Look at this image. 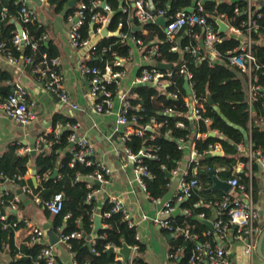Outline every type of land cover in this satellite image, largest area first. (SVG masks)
Returning <instances> with one entry per match:
<instances>
[{
    "label": "trees",
    "instance_id": "trees-1",
    "mask_svg": "<svg viewBox=\"0 0 264 264\" xmlns=\"http://www.w3.org/2000/svg\"><path fill=\"white\" fill-rule=\"evenodd\" d=\"M70 1L49 0L56 11L65 10L68 15L72 14L77 8L76 5H70ZM79 1H86L89 6L91 3V0ZM153 1L157 9H167L169 14L190 6L198 8L200 2L204 7L202 13L208 15L209 22L214 26L216 35L219 36V39L214 42L215 49L219 55L216 57L213 65H211L212 54L208 51L207 46L201 42V39L205 38L202 26L187 25L174 39H165L164 27L158 22L145 23L142 27L143 30H136L134 27L136 24L139 25V22L135 18H131L128 11H123V6L119 0H109L112 6L111 22L108 25L109 29L116 31L120 23H122V30H128L130 37L134 36L144 41L143 46L145 50L150 46V42L157 40L159 46L158 53L152 54L153 62L147 66L151 67L159 61H164L172 63L174 67L172 74L168 75L171 83L165 90L162 91L154 84L136 85L131 89V94L127 98L129 102L128 116L135 118L131 123L134 122V128L144 130V134L142 135L136 132L130 135L127 145L135 153L144 151V153L150 154L144 157V164L153 175L146 176L145 182L149 194L158 198L163 197L168 190L167 185L171 181L172 170L179 165L185 156L184 148L187 142H194L197 153L202 157L200 161L201 166L193 176L198 179L201 185H209L207 184L209 183L208 174L203 172V168L224 166L225 170L219 172L221 178L237 177L238 172L235 170V166L239 160L238 156L236 157L239 153L238 145L245 140L244 132L246 129L248 131V122L253 110L256 115L264 116V97L255 100L252 107L253 110H250L251 104L248 99L249 76L247 72L233 64L229 59L235 49L240 46L242 37L234 31L219 33L218 24L210 16L225 14L228 16L231 25L241 28L249 17V3L247 0ZM22 5L23 1L21 0H0V43H4L5 51L3 53L10 52L15 58L21 55L33 56V62H30L33 69L43 53H47V56L52 58L58 57L60 52L52 41L46 44V40L43 38L46 27L38 19L30 21L26 26L31 40L38 43L35 52L30 54V45H26L23 49L18 48L14 43L17 24L13 19L16 18V12ZM4 7L8 8L5 17H3ZM97 10L104 12L101 8ZM86 13L87 19L81 29L84 38L89 37L91 31L90 17L92 12L90 8L86 10ZM252 15L258 25L257 28L253 29L252 34L253 51L257 65L260 66L255 69V72L259 74L260 83L264 86V6L258 8L257 4L252 5ZM145 30H147V33H143ZM129 40L127 39L123 42L119 36H106L101 40L99 48H111L108 52H102L98 49L90 63L102 67L106 62L112 64L117 56H128L131 49ZM175 45L179 47L177 51L172 49ZM198 45H200L199 55L201 58H198V54L186 49L188 46L192 48ZM182 64H186L193 74L192 81L197 97L200 100H206L203 119L193 120L190 118L191 110L184 100L186 90L184 87L185 74L180 72ZM116 86V83L109 84V88L113 91L116 90ZM167 91H178L179 97L173 99L168 96V93H163ZM10 92L8 87H0V93L3 96L9 95ZM208 95H211L214 104L209 102ZM160 100L165 105H160ZM168 107L171 108L170 112H166ZM218 108L221 110V113L218 112ZM204 118H209L212 122L207 124ZM59 121L65 123L73 120L69 117L56 114L54 116V125ZM179 122H183V125H179ZM148 125H151L152 128H147ZM253 125L254 127L249 134L253 150L255 152L261 150L264 154V133L258 129L256 120L255 123L253 122ZM210 130H219L223 137L210 135ZM196 131L205 132L208 135L196 139ZM71 132V130H63L58 137L54 134L45 136L47 142H41V147L35 155L31 152L21 154L19 152L21 148L19 144H9L4 153L0 155V181H4L5 177H9L11 180L19 183L20 186L28 184L33 188L31 180H26L24 176L30 166L35 164L40 184L37 188L33 189L34 192L42 200H48L58 192L64 194V207L60 213H55L56 225L61 226L65 234H70L74 231L88 234L93 230L94 210L97 204L95 198L88 200V192L91 191V188L88 187V182L93 183V187L98 188L100 186L99 182L89 179L87 176L98 169V164L97 162L90 164L76 162L72 164L73 150L71 148L67 149L64 145V140ZM50 142H54V144L52 151L48 153L46 146ZM218 143L222 145L224 150L223 155L208 156L209 151L215 148V145ZM243 159L247 161L249 157L246 156ZM193 167L194 165L191 164L186 179H191ZM55 170H58V175L53 178L51 177V173ZM79 175L81 177L77 180ZM239 181L241 184H247L249 176L244 175L242 179L239 178ZM195 190L181 204L183 209L189 208L191 214L180 213L173 217L183 227L186 224H190L191 235L198 234L197 238L193 236L185 238L183 233H181L183 232L182 230H173L171 232L174 235L172 243L182 245L184 247V255L186 256L193 251L198 242L213 240L214 236L213 233L205 234L209 227L204 220L198 217L200 213H205L208 218L212 217L213 209L209 202L214 196L204 190H201L200 194L197 195L198 189ZM5 198L8 201L10 195L5 196ZM202 199L204 202L197 204ZM70 212L71 215L66 217ZM100 212L103 214L105 226L101 229L94 244H87L84 237L69 239L74 258L78 264H83L84 262H89L90 264H121L117 260L115 253L107 251L108 244L122 246L126 242L131 246L139 244V248H143V245L136 238V227L129 226L121 211H112V203L105 202L100 208ZM108 212L110 216L107 217L105 214ZM78 220L80 222H77ZM172 224L175 223L173 222ZM1 225L0 223V248H2L3 244H8L12 255H15L19 251L24 254L23 257L14 260L11 264L48 263L46 258L41 254L45 247L44 242L34 243L31 246L23 245L20 249H17L14 246L13 230L4 231ZM185 260L186 258L183 259L182 263ZM140 263V260L133 262V264Z\"/></svg>",
    "mask_w": 264,
    "mask_h": 264
},
{
    "label": "crops",
    "instance_id": "crops-1",
    "mask_svg": "<svg viewBox=\"0 0 264 264\" xmlns=\"http://www.w3.org/2000/svg\"><path fill=\"white\" fill-rule=\"evenodd\" d=\"M25 1L32 9L35 10L36 19H38L46 27V32L44 33V35L47 36L45 41L46 44H49V42L52 41L60 52L58 58L62 68L63 87L68 92L71 101L78 104V108H72L70 105L58 107V99L56 94L45 90L44 79L38 77L35 74L31 64L25 61L24 55L15 58L13 55L8 56V53H0V87H8L11 92H13L17 84H21L26 87L29 93V98L33 103V107L37 114L33 123L23 125L5 114L4 110L0 107V155L4 153L9 144H19L21 149L26 146L32 148V145H34L38 152L39 148L41 147V139L49 134H54L56 137H58L55 133V129L58 124L79 122L80 126L77 129V132L80 135H86L95 143V157L97 161L104 162L111 170V173L107 176V180L101 184L99 183V191H97L93 197L97 200L94 214L102 215V223L104 226L103 214L100 212V208L105 202H110L109 199L111 197L115 196L121 199L124 207L136 221V238L143 245V248H139V244H137L136 248L132 246L133 251L127 263L125 262L124 256L121 253L114 252L117 255V260H119L121 264H133V262L136 260H140V264H186L188 262V256L190 253L187 256L184 255V247L182 245H176L172 243V239L174 237V235L171 233L172 230L160 227L153 221V219L156 217L160 218V216L169 218L172 223H175L174 228H179L175 229V231H185L188 229L190 231V235L192 234L190 224H186L183 227L182 225L178 224L173 217L180 213H185L187 215L191 214L189 208L186 207L183 209V206L181 205L187 199L179 200L177 198V193L181 190L182 181L187 178V175L189 174L191 164L194 165L192 169V177L197 173L199 167L201 166L200 161L202 157L197 153L194 142L186 143L184 148L185 156L176 167L177 169L174 168L172 170L171 181L167 185L168 190L165 192L164 196L158 198L151 196L148 190H145L142 187L134 169V162L125 151V144L122 141L124 129L120 132L119 130H115L118 113L121 111L125 103L119 98H116L114 108L110 112H99L90 103L89 94L91 90V82L87 76L83 75L79 71L78 68L79 63L85 60V50L82 48L73 47L69 40V33L73 22L71 16L74 14V12L68 15L65 10L56 11L54 6L50 4L49 0ZM247 1L248 3L250 1L251 6L255 4H257L258 8L263 6V0ZM223 20H225L229 25V28L225 32L234 31L241 35L237 29L238 27L229 23L228 16ZM13 21H15L16 24L18 23L16 19H13ZM136 30H143V28L141 27L140 29ZM143 33H147V30H145ZM105 37L102 32H95V34L91 33V40L95 44H100L101 40ZM129 39V42L131 43V56L128 57L126 73L121 79V86L126 90L128 97L131 94V89L136 86L134 85L133 80L137 74L151 62H153V59L148 60L145 58V47L143 45H139L135 41L134 36L130 37ZM44 54L47 55V53H43L42 55ZM173 68L174 67L166 70L160 69L164 73V76L161 78L162 84L154 85L158 86V88H160L162 91L165 90V88L171 83L168 75L172 74ZM186 80L187 79L185 76L184 87ZM185 90L186 96H184V100L190 107V118L193 120L197 119L192 117V107L194 105V100L190 97L191 95L187 92L186 87ZM163 93H168V96L173 99H177L179 97L178 91H167ZM254 102L255 101H252V103H250V110H253L252 107ZM159 104L165 105V103L161 100L159 101ZM167 111L170 112L171 108L168 107L166 109V112ZM56 114L69 117L73 121H67L65 123L59 121L54 125V116ZM251 115L252 116L248 122L249 132L247 129L245 130V140L238 145L239 153L236 155V157L238 156L239 160L235 166V170L238 172V178L242 179L244 175L249 176L248 183H245L246 189H240L233 186L229 191H223L222 189H212L214 182L211 179L208 171L212 169L216 170L218 177L228 182L231 178H233H221L219 176V172L225 170L224 166L208 169L203 168V172L208 174L209 183H207L208 181L206 183L209 185L207 186L199 184V187L196 188L198 189L196 192L197 195L200 194L201 190H204L208 192V194H213L214 196L209 202L213 209L212 217H206L205 213L198 214V217L205 222L206 220L212 221L213 224L218 219H221L224 222L226 231L223 238H220L217 230L215 231V228L211 229L207 222L206 224L208 225L209 229L205 232V234L213 233L214 236L212 241H215L214 243L217 244L219 243L230 251L232 264H264V258L258 253L259 238L261 233L264 231V167L261 165L256 156L252 158L249 154V134L254 127L253 122L255 123L256 120L258 123V129L260 132L264 133V131H262L263 129L260 128V124L264 127V116L256 115L254 110ZM205 121L207 124L212 122L209 118H207ZM131 125L133 126L134 122ZM63 130L70 129L64 126L60 133ZM216 131V135L213 136L219 135L220 137H223L219 130ZM209 134L211 135V132H209ZM207 135L208 133L205 132H195L196 139L206 137ZM53 144L54 142H50L46 146L48 153L52 151ZM64 145L67 149L71 148L69 143H64ZM215 147L216 151H223L222 154L219 155L222 156L224 153L222 145L218 143L215 145ZM21 149H19L20 153ZM254 153L257 154L255 151ZM246 156L249 157V160L247 161L243 159ZM31 166L24 178L29 181L31 180L33 188L28 184L26 185L31 189L32 193H28L23 190L25 185L20 186L19 183H17L15 180H11L9 177H5L4 179L5 182L0 188V197L3 195L4 199H6L5 196L10 195V198H8L10 200L18 196L20 200L19 203L16 202L17 206L15 208L5 209L8 214V221L10 223L8 227L5 228L4 222L0 220L2 229L4 231H9L10 229L13 230L14 246L17 249H20L23 245L31 246L34 244L31 242L30 232L32 231V227L39 226L44 230L46 235L43 242L45 245H49L54 248L55 257L58 264H78L74 258L72 247L69 246V241L66 242L62 239V235L65 233H63L62 227L57 226L55 223L56 214L51 212L44 204H38L35 200L34 195L38 194H36L33 190L37 187L34 185L32 177L34 174L36 175L38 186L40 184V179L37 175V171L34 173ZM53 173L54 171L51 173V175ZM250 189L252 190L251 194L253 195L255 202L254 206L257 207V210L260 212V216L256 222L259 231L255 232L254 234V248L251 251H247V248L249 244L252 243L253 239L249 240L236 236V229L231 224L229 217L226 214L227 208L224 206L225 199L223 196L228 194L232 197H240L245 199L247 195L250 194ZM203 202L204 201L202 199V201L198 203ZM169 206L172 207V211L169 214H166L165 210ZM176 211L179 212L176 213ZM95 215L93 219V228L95 225ZM15 222H17L16 226L13 225ZM77 222H80V220ZM100 231L98 232L97 236L92 239H88V235H90L91 232L85 234L87 237H85L86 243L92 245L95 242V239L98 237ZM181 233H183L185 238H189L185 235V232ZM52 234L58 236L55 241H51ZM196 235L198 237V234H194L192 236L195 237ZM199 243L200 242H198L196 246ZM109 246L120 248L123 245L115 246L113 244H108L107 248H109ZM262 250L264 253V240ZM23 255L24 254L21 251L16 252L15 255H12L10 246L8 244H3L2 248H0V264H11L14 260L23 257ZM184 258H186V260L182 263ZM36 263L39 264L38 262Z\"/></svg>",
    "mask_w": 264,
    "mask_h": 264
},
{
    "label": "built area",
    "instance_id": "built-area-1",
    "mask_svg": "<svg viewBox=\"0 0 264 264\" xmlns=\"http://www.w3.org/2000/svg\"><path fill=\"white\" fill-rule=\"evenodd\" d=\"M23 1V5L19 10H17L14 19L21 24L23 29L22 33H19V29H17V33L14 37V43L18 46V48L23 49L26 45H30L29 48L30 54H33L38 46L36 41H32L29 33L26 29L27 24L30 21L36 19L35 10L32 9L29 4ZM123 6V11H128L131 18H135L139 22V26L143 27L145 23L148 22H157L158 17H164L166 20V24L164 27L165 31V39H174L178 33H180L185 26H196L200 25L204 29L205 38L202 39L204 44L207 46L208 51L212 54V60L210 62L213 65L216 57L219 55L218 51L215 49L214 42L219 39V36L216 35V31L214 26L209 22L208 15L203 14L204 11L203 5L199 2L198 8L192 7V10L180 9L175 13H168L167 9H157L156 4L153 0H119ZM250 4V1H249ZM77 8L74 11V14L71 16L73 20L72 26L69 33L70 44L75 48H82L85 50V60L80 62L78 65L79 71L87 76L91 82V90L89 94L90 103L92 106L99 112H110L114 108L115 99L119 98L122 100L125 105L118 113L116 129L123 131L122 141L125 144V151L134 162V169L137 174V177L142 185V187L147 190V185L145 182L146 176H152V172L149 168L144 164V157L150 154L144 153V151H140L139 153L133 152V150L127 145V141L130 139V135L134 132L142 135L144 134V130L140 128H134L131 122L135 118H130L128 116V94L126 90L121 86V79L126 73V64L128 61V57L131 56V49L128 56H117L114 62L111 64L110 62H106L104 66H98L90 63L94 54L97 52L99 48V43L95 44L91 40V33L95 34V32H102L104 27L108 28L109 23L111 22V14H112V6L109 3V0H91L90 6L86 1H78L76 4ZM90 8L92 12L90 17V25L91 31L90 36L84 38L81 32L82 26L86 22L87 13L86 10ZM101 8L104 10H97ZM7 7H4V15L6 16ZM212 16V15H210ZM222 19H226L227 15L221 14L219 15ZM77 19V20H76ZM122 23H120L118 29L113 32H117L114 36H119L121 41H125L130 38L129 31L122 30ZM161 25V24H160ZM247 25V26H246ZM137 26V25H136ZM135 26V27H136ZM134 27V28H135ZM257 22L253 19L252 15V6L250 4L249 8V17L247 22L243 23V27L237 28L241 33L243 40L241 41L240 46L235 49V51L229 57L230 61L240 67L243 71L247 72L249 76V100L250 103L259 99L260 97H264V86L260 83V76L257 72H255L256 68L260 66L257 65L256 57L253 51V29L257 28ZM109 29V28H108ZM111 31V30H109ZM110 36V35H107ZM105 37V36H104ZM43 38L46 40L47 36L43 35ZM135 41L139 45H144V41L141 38L135 37ZM150 46L145 50V58L152 59V54H157L159 50L158 41L154 40L149 43ZM111 47H102L100 50L102 52H108ZM178 46L175 45L172 47L173 50H178ZM187 50H191L193 53L198 54V58H201L199 55L200 45L196 47L190 48L186 47ZM4 43H0V53L4 52ZM115 54V51H114ZM8 56H11V53L8 52ZM25 61L30 63L33 62V56L25 55ZM88 60V61H87ZM35 74L44 79V88L48 92H53L56 94L58 99L57 104L58 107H62L65 105H70L72 108H78V104L71 101L70 96L66 89L63 87V74L62 68L60 65V60L58 57H48L46 54L42 55L39 59L37 65L33 68ZM180 72L185 74L186 79L189 82V86L191 88V98L194 100V105L192 107V117L197 119H203V111H205V101L203 99H199L194 90V83L192 81L193 74L187 68L186 64H182L180 66ZM164 73L157 67V64H154L151 67L146 66L142 69L135 79L133 80L134 85H142L146 83L152 84H162V77ZM186 80V81H187ZM116 83V90L113 91L109 88V84ZM264 105V101H263ZM0 107L4 110L5 114L9 117L13 118L17 122L28 125L33 123L36 119V111L33 107V103L29 98V93L26 87L21 84H17L15 86L13 92H11L7 96H3L0 93ZM207 120V118H204ZM179 125H183V122H179ZM66 126L72 132L70 135L64 140V143L72 144L71 149L73 150V160L72 164L76 162H84V163H93L97 162L98 169L88 174L89 179H94L100 184L107 180V176L111 173L109 167L102 161H97L96 159V147L95 143L88 138L86 135H80L77 132V129L80 126L79 122H67L66 124H58L55 129V133L57 136L60 134L62 128ZM147 128H152L151 125H148ZM260 128L263 129V125L260 124ZM251 130V129H250ZM217 132L216 130H211L210 132ZM42 141L47 142L46 137L41 139ZM249 154L250 157L256 156L260 161L261 165L264 167V154L261 150H257V154L254 153L253 145L251 139L249 138ZM21 149V148H20ZM216 149L213 148L210 151H214ZM21 153H29L32 151V148L26 146L22 148ZM177 169V168H176ZM80 175L77 177V180L80 179ZM5 181H0V188ZM229 183L233 187H238L240 189H246L245 184H241L238 177H233L229 180ZM199 181L197 178L192 179H184L181 184V190L177 193V198L179 200L187 199L192 195V192L199 187ZM88 187L91 188V191L88 192V200L93 198L99 188L93 187V183L88 182ZM23 190L32 193L31 189L25 185ZM249 195L245 199L240 197H232L231 195H224V206H226L227 215L231 224L236 229V236L239 238L252 240V243L249 244L247 251H251L254 247V234L259 231L257 226V219H259L260 212L257 210V207L254 206L255 202L253 199L252 190L250 189ZM35 200L38 204H44L51 212L60 213L64 207V194L62 192L56 193L52 198L48 200H42L39 195H34ZM20 198L16 196L13 199L6 201L1 195L0 197V220L4 222V227L7 228L9 225L8 214L5 209L15 208L16 202L19 203ZM110 203H112V211H121L124 215V218L128 221L129 226L135 227L136 221L132 217V215L127 211L124 207L121 199L117 197H111L109 199ZM202 201V200H200ZM199 201V202H200ZM199 204V203H197ZM166 214H169L172 211V207L169 206L165 210ZM204 214V213H202ZM71 213H68L66 217H69ZM107 217L110 216V213L105 214ZM153 221L158 224L162 228H166L169 230H175L179 228H174V224H172L171 220L166 217L160 216V218L156 217ZM13 225H17L15 222ZM215 231L217 230L220 238H223L226 231V226L221 219H218L214 222ZM105 226V224H104ZM103 226V227H104ZM185 235L191 237L190 231L186 229ZM45 232L44 230L37 226L32 227V231L30 232V239L33 243H40L45 240ZM86 237L81 231H74L70 234H63L62 239L66 242L69 241L70 238H82ZM197 237V235L195 236ZM87 238V237H86ZM215 241H205L200 242L193 251L190 252L188 256V262L186 264H232L230 251L227 250L224 246L219 243H214ZM95 243V242H94ZM93 243V244H94ZM69 246L72 245L69 243ZM110 247V246H109ZM137 245L134 246L136 248ZM41 254L46 258L48 264H58L55 257V250L52 246L45 245ZM84 264H89L85 262Z\"/></svg>",
    "mask_w": 264,
    "mask_h": 264
},
{
    "label": "water",
    "instance_id": "water-1",
    "mask_svg": "<svg viewBox=\"0 0 264 264\" xmlns=\"http://www.w3.org/2000/svg\"><path fill=\"white\" fill-rule=\"evenodd\" d=\"M77 2H78V0H71V1H70V5L74 6V5L77 4ZM262 4H263V6H264V0L262 1ZM188 9H189V10H192V7L188 8ZM212 18H213V19L216 21V23L218 24V32H219V33H223V32H225V31H227V29L229 28V25L227 24V22H226L225 20H223L221 17L216 16V15H212ZM76 20H77V19H76ZM157 22H158L159 24H161L162 26H165V24H166V20H165V18H164V17H161V16L157 18ZM17 27H18V29H19V33H22L23 29H22V27H21V24L17 23ZM140 28H141V26H139V25H137V26L135 27V29H140ZM102 34H103L104 36H107V35L114 36V35L117 34V32L109 31L107 27H104V28L102 29ZM201 42L204 44V41H203V40H201ZM157 67H158L159 69H161V70H166V69H171V68L173 67V64L170 63V62L159 61V62H157ZM185 87H186V89H187V92H188L189 94H191V88H190V86H189V82H188V80H187L186 83H185ZM208 100H209V102H210L211 104H214V100H213V98L211 97V95H208ZM218 112L221 113V110H220L219 108H218ZM211 135H216V133L213 131V132H211ZM69 146L71 147L72 144H70ZM36 152H37V150H36L35 146L32 145V151H31V153H32L33 155H35ZM222 152H223V151H221V150H219V151H218V150H217V151H216V150H214V151H210V152L208 153V156L220 155V154H222ZM31 168H32L33 172L36 173V171H37V170H36V166H35V165H32ZM216 172H217V171L214 170V169L208 171V173H209L211 179H212L213 182H214V184H213V186H212V189H213V190H216V189H222L223 191H229V190L231 189V187H232L231 184H230L228 181H226V180H222V179H220V178L218 177V175H217ZM57 175H58V170H55L54 173L51 175V177L54 178V177H56ZM32 179H33L34 185H35L36 187H38L37 177H36L35 174H34V176L32 177ZM212 189H211V190H212ZM177 212H179V211H176V213H177ZM206 222L208 223V225H209V227H210L211 229H214V226H213L212 221L206 220ZM102 227H103V223H102V215H100V214H96V215H95V225H94V228H93V231L91 232V234L88 235V239H92V238L96 237L97 234H98V232L100 231V229H101ZM57 238H58L57 235H55V234H52V235H51V241H55ZM263 240H264V231L261 233V236H260V238H259V242H258V253L264 258V253H263V250H262ZM107 251H108L109 253H114V252L121 253V254L124 256L125 262L127 263V262L129 261L130 257H131V254H132V251H133V247L130 246V245H128L127 243H124L123 246L120 247V248H115V247L111 246V247H109V248L107 249Z\"/></svg>",
    "mask_w": 264,
    "mask_h": 264
}]
</instances>
